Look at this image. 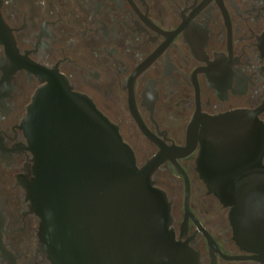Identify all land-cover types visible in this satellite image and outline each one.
<instances>
[{"label": "flooded vegetation", "instance_id": "af4514ba", "mask_svg": "<svg viewBox=\"0 0 264 264\" xmlns=\"http://www.w3.org/2000/svg\"><path fill=\"white\" fill-rule=\"evenodd\" d=\"M50 71L150 167L185 264H264L241 242L264 233H246L249 210L211 192L199 141L217 135L201 118L245 113L223 122L220 174L264 190V0H0V264H53L26 189L29 107Z\"/></svg>", "mask_w": 264, "mask_h": 264}, {"label": "water", "instance_id": "95a60500", "mask_svg": "<svg viewBox=\"0 0 264 264\" xmlns=\"http://www.w3.org/2000/svg\"><path fill=\"white\" fill-rule=\"evenodd\" d=\"M44 81L27 118L34 167L26 189L53 264H185L188 249L175 239L170 203L150 167L137 166L118 126L66 77L50 71ZM242 117L237 112L200 119L217 132L199 138L202 177L219 199L249 210L246 233H264L256 222L261 190L220 174L219 132L223 122ZM195 145L178 150L186 155ZM241 242L264 249V238L243 236Z\"/></svg>", "mask_w": 264, "mask_h": 264}]
</instances>
